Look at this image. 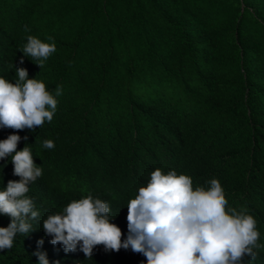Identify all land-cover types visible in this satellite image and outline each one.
I'll use <instances>...</instances> for the list:
<instances>
[{
  "label": "trees",
  "instance_id": "1",
  "mask_svg": "<svg viewBox=\"0 0 264 264\" xmlns=\"http://www.w3.org/2000/svg\"><path fill=\"white\" fill-rule=\"evenodd\" d=\"M29 35L56 44L42 69L21 52ZM20 67L62 95L50 123L0 129V140L19 135L17 150L28 144L43 172L27 194L39 219L0 250V264H39L36 252L49 264H147L131 248L65 252L43 220L91 194L125 239L127 202L156 168L193 187L218 179L264 245V0H0V77L15 83ZM19 179L11 157L0 159V191ZM10 222L0 214V227ZM256 251L252 264H264Z\"/></svg>",
  "mask_w": 264,
  "mask_h": 264
},
{
  "label": "clouds",
  "instance_id": "2",
  "mask_svg": "<svg viewBox=\"0 0 264 264\" xmlns=\"http://www.w3.org/2000/svg\"><path fill=\"white\" fill-rule=\"evenodd\" d=\"M24 30L30 31L27 26ZM47 39L53 41L51 36ZM55 51L54 41L43 42L32 35L27 36L21 49L40 69ZM20 63H24L23 58ZM15 72V83L0 77V129L35 130L45 121L50 123L57 110L55 97L62 95V87H56L54 96L42 80L29 79L26 68H16ZM23 139L27 141L28 137ZM20 140L17 134L0 140V159L11 157L13 175L20 178L9 180L6 189L0 191V214L11 218L7 227H0V250H10L16 235H27L40 216L27 194L29 185L43 175L42 168L34 162L28 144L17 150ZM43 147L53 149L55 143L45 140ZM207 184L193 187L189 175L174 169L165 174L156 168L146 186L139 187L127 202L125 239L121 229L110 222L109 203L91 194L70 201L61 213L49 214L43 220V229L52 237L53 245L62 244L65 252H75L79 247L86 259L92 258L94 247L102 245L106 251L131 248L143 254L147 264H252L257 259L256 250L264 247L258 243L257 220L246 208L228 206L218 179ZM37 243L42 245L43 240ZM33 254L39 264H49L46 253ZM245 256L249 257L247 261Z\"/></svg>",
  "mask_w": 264,
  "mask_h": 264
}]
</instances>
